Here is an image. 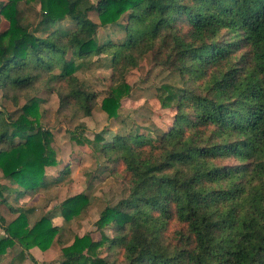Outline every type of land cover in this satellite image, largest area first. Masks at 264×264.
I'll return each mask as SVG.
<instances>
[{
  "label": "trees",
  "instance_id": "obj_1",
  "mask_svg": "<svg viewBox=\"0 0 264 264\" xmlns=\"http://www.w3.org/2000/svg\"><path fill=\"white\" fill-rule=\"evenodd\" d=\"M114 25L121 38L99 41ZM149 54L179 77L157 87L172 121L155 137L71 131L124 194L100 213V239L76 236L59 264H264V0H0V90L13 106L0 108V205L18 215L3 226L0 255L17 243L46 251L64 232L47 215L32 219L29 205L74 167L40 123L37 95L57 94L60 115L92 116L99 97L79 74L105 56L112 85L100 108L116 118L132 92L127 74ZM90 204L72 196L62 218Z\"/></svg>",
  "mask_w": 264,
  "mask_h": 264
},
{
  "label": "rangeland",
  "instance_id": "obj_2",
  "mask_svg": "<svg viewBox=\"0 0 264 264\" xmlns=\"http://www.w3.org/2000/svg\"><path fill=\"white\" fill-rule=\"evenodd\" d=\"M7 1V0H1ZM93 22L99 23L96 12L90 13L89 17ZM125 24L126 20H122ZM2 29L8 27V22L2 20ZM119 26L100 28L99 41L111 38L120 39L122 36ZM94 67L85 73H80V77L85 80L98 94V104L90 117L78 115L75 118L66 117L58 113L60 101L57 94L41 92L40 123L50 129L54 135L53 148L61 159L70 157L74 162V167L65 173L64 179L56 185L47 186L41 189L29 202L30 206H35L34 220L42 215L51 218L54 225L64 228L62 236L58 234L48 250H41L37 246L26 248L20 243L8 248L5 254L0 255V264H59L62 257V249L71 245L76 236L83 237L91 234L95 240L100 239V231L95 223L100 217V213L107 205H114L120 201L124 194L122 183L110 176L109 168L100 171L96 170L97 164L92 156L93 149L89 145L77 144L71 136V131L82 126L84 136L93 139L94 134L101 133L105 129L116 134H126L131 129H143L151 133L159 129L168 128L173 117L171 110L162 109L157 98V87L164 83L176 84L179 77L169 71H165L160 66L154 65L151 54L145 56L138 68L130 70L127 74V82L132 86L131 95L122 100L117 111L116 118H110L101 108L103 98L109 93L112 85L111 64L105 56H98L93 59ZM24 99L20 105L23 106ZM0 108L8 111L13 110L9 100L3 98L0 90ZM151 136L155 137L152 132ZM100 173V178L94 180L89 173L95 171ZM3 179V171L0 169V183ZM86 193L91 198L90 206L79 217L66 221L61 215V204L68 198ZM17 214H10L4 205H0V239L6 236L3 226L11 223L17 218ZM21 254L23 260L19 261ZM36 261V263L33 261Z\"/></svg>",
  "mask_w": 264,
  "mask_h": 264
}]
</instances>
